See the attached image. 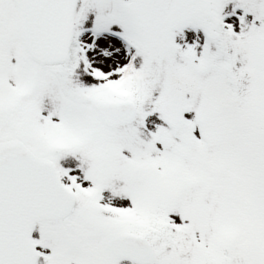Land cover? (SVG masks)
Listing matches in <instances>:
<instances>
[{
    "label": "snow or ice",
    "instance_id": "6c2138e0",
    "mask_svg": "<svg viewBox=\"0 0 264 264\" xmlns=\"http://www.w3.org/2000/svg\"><path fill=\"white\" fill-rule=\"evenodd\" d=\"M0 264H264V0H0Z\"/></svg>",
    "mask_w": 264,
    "mask_h": 264
}]
</instances>
